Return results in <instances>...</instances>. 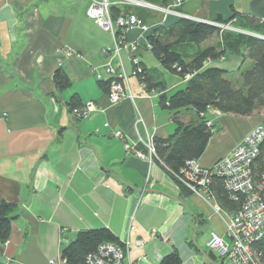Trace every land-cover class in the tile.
Listing matches in <instances>:
<instances>
[{
    "label": "crops",
    "instance_id": "obj_1",
    "mask_svg": "<svg viewBox=\"0 0 264 264\" xmlns=\"http://www.w3.org/2000/svg\"><path fill=\"white\" fill-rule=\"evenodd\" d=\"M141 1L160 7L174 2ZM90 3L0 0V201L16 205L9 239L0 243V264L59 260L79 231L96 228L117 238L122 264H158L171 252L181 264H218L207 246L212 234L226 238V218L214 212L215 200L185 195L153 158L140 159L124 147L139 137L167 139L176 130L171 113L159 106V94L145 92L131 76V58L160 76L164 94L183 89L187 79L165 70L146 40L153 29L180 18L119 7L136 15L148 31L126 33L127 43L136 45L121 54L134 100L111 105L92 68L111 61L102 50L113 39L87 18ZM177 11L202 23L228 20L233 13L262 22L264 0H183ZM213 43L211 38L200 47ZM206 66L226 71L228 80L233 75L242 85L241 74L252 62L229 54ZM58 69L70 83L61 90L53 79ZM73 95L96 110L74 119L68 107ZM206 116L216 131L197 162L207 168L264 121L262 114L238 117L212 109ZM179 117L187 122L194 114L181 111Z\"/></svg>",
    "mask_w": 264,
    "mask_h": 264
},
{
    "label": "trees",
    "instance_id": "obj_2",
    "mask_svg": "<svg viewBox=\"0 0 264 264\" xmlns=\"http://www.w3.org/2000/svg\"><path fill=\"white\" fill-rule=\"evenodd\" d=\"M119 12V7L112 6L110 9L113 18ZM234 18L236 20L232 21ZM215 22L231 23L233 28L250 32L254 36L222 31L214 25L179 19L169 27L153 29L146 40L152 54L165 70L182 79H187L185 87L166 95L163 93L164 86L160 76L155 71L147 70L141 65L142 72L137 75L147 92L154 91L159 94V106L171 113V120L176 125L175 132L167 139H152L155 149L153 159L166 170L185 195H192V193L174 176H181V171L187 162L198 161L216 131L213 123L210 124L206 116L208 111L212 109L238 117H250L264 111V21L260 22L233 13L228 20L217 17ZM116 36H119V32H116ZM213 37L219 38L214 45L200 47L202 43ZM229 54H238L252 62V67L241 74L242 85L239 88L226 78V71L206 66L208 61L217 62ZM53 79L57 90L70 85L61 69L54 73ZM111 80V78L97 80L99 87L106 94L109 92ZM83 106L76 95H73L68 103L70 112L72 109ZM187 110L192 111L194 117L192 121L184 122L179 114ZM263 172L264 141L254 165L256 184H260ZM208 189L209 196L222 210L235 213L240 208L242 197L238 195V201L233 200L225 188L222 177L213 175ZM15 208L16 205L12 203L0 201L1 244L9 239L11 213ZM117 241V238L106 228L81 230L74 240L62 248L61 257L66 264H85L86 257L95 253L99 245L117 244ZM256 247L263 252L264 262V240ZM160 262L161 264H181V259L176 252H171Z\"/></svg>",
    "mask_w": 264,
    "mask_h": 264
},
{
    "label": "built area",
    "instance_id": "obj_3",
    "mask_svg": "<svg viewBox=\"0 0 264 264\" xmlns=\"http://www.w3.org/2000/svg\"><path fill=\"white\" fill-rule=\"evenodd\" d=\"M182 1L174 0L172 5L160 7L141 0H91L86 9L87 18L110 33L113 39L112 46L102 50L103 55L111 61L99 68H92L97 80L112 79L107 93L109 104L116 105L124 99L134 100L128 86V74L122 66L121 54L128 49H136L135 44L127 43L125 39L128 31L133 29H138L142 33L148 31V27L132 13L120 10L113 18L110 14L111 7H143L164 15L173 14L180 19L189 20L188 16L177 11ZM217 26L223 29L228 28L227 25ZM116 32H119V36H116ZM113 60H116V63ZM131 65V76L138 80L137 75L142 72L140 61L135 57L131 58ZM138 82L141 89L147 92L144 84L139 80ZM95 110L96 106L93 103H87L82 108L72 109L70 113L74 119L80 120L87 118ZM116 137L123 139L120 134H116ZM263 141L264 126H258L213 166L205 168L197 161H189L181 171V176H174L192 195L199 198H212L209 196L208 186L213 175L224 179L225 188L233 200L238 201V195L242 197L240 208L235 213L224 212L216 202L213 205L214 212L223 213L226 218V238L212 234L207 243L208 249L215 255L218 264H264L263 252L256 247L264 240V172L261 175L260 184H256L254 179L255 160ZM138 145L143 147L142 150L137 148ZM124 147L126 151L132 150L140 159L155 158L151 137L146 139L139 137L133 145L125 143ZM133 230L134 227H130V231ZM154 234L155 231H152V235ZM122 260L123 252L119 246L103 243L98 246L95 253L86 257L85 264H122ZM48 264H66V262L60 258L51 260Z\"/></svg>",
    "mask_w": 264,
    "mask_h": 264
},
{
    "label": "rangeland",
    "instance_id": "obj_4",
    "mask_svg": "<svg viewBox=\"0 0 264 264\" xmlns=\"http://www.w3.org/2000/svg\"><path fill=\"white\" fill-rule=\"evenodd\" d=\"M215 27H218L217 25H227L228 26V28H226V29H223V28H220V27H218L220 30H222V31H230V32H239V33H241V34H243V35H246V36H254L253 34H251L250 32H246V31H240V30H237V29H235V28H233V26H231L230 24H219V23H213V22H211ZM211 25V24H210ZM218 39L219 38H217V37H213L212 38V41L214 42L215 41V43H216V41H218ZM212 43V42H211ZM215 43H213V44H215ZM212 44V45H213ZM224 58V56L221 58V59H223ZM230 79H231V81L233 82V84L236 86L237 84H238V86H241V83H238L236 80H234V77H233V75L230 77ZM125 100V99H124ZM129 100V99H128ZM257 114H262L263 116H262V119L264 120V111L263 112H261V113H257ZM257 114H254V115H257ZM264 122V121H263ZM210 124L212 123V121H210L209 122ZM258 126H264V124L263 123H259L258 125H256L255 127H253L244 137H246V136H248L249 134H251L254 130H255V128L256 127H258ZM244 137L242 138V140L244 139ZM241 140V141H242ZM240 141V142H241ZM239 142V143H240ZM237 145V144H236ZM235 145V146H236ZM234 146V147H235ZM232 151V150H231ZM219 159H221V158H219ZM218 159V160H219ZM218 160H216L215 162H214V164L218 161ZM213 166V165H212ZM205 168H207V167H205Z\"/></svg>",
    "mask_w": 264,
    "mask_h": 264
},
{
    "label": "water",
    "instance_id": "obj_5",
    "mask_svg": "<svg viewBox=\"0 0 264 264\" xmlns=\"http://www.w3.org/2000/svg\"><path fill=\"white\" fill-rule=\"evenodd\" d=\"M206 24H211V25H213L212 23H206Z\"/></svg>",
    "mask_w": 264,
    "mask_h": 264
}]
</instances>
